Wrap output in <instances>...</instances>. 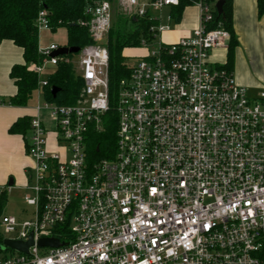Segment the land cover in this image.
<instances>
[{"label":"built area","instance_id":"obj_1","mask_svg":"<svg viewBox=\"0 0 264 264\" xmlns=\"http://www.w3.org/2000/svg\"><path fill=\"white\" fill-rule=\"evenodd\" d=\"M179 1L88 3L77 24L92 43L79 49L82 89L71 105L43 99L46 76L58 63H73L51 56L63 46H40L51 29L46 10L38 12L42 61L28 66L38 79L25 139L28 217H0L2 241L31 237L32 244L26 253L3 247L15 254L0 256V264H264V83L250 95L211 64L229 35L209 29L215 6L207 0L193 4L192 34L166 43ZM113 4L127 19L151 25L139 41L140 61L118 85L114 153L89 165L88 134L102 131L110 109ZM43 239L62 246L40 247Z\"/></svg>","mask_w":264,"mask_h":264},{"label":"trees","instance_id":"obj_2","mask_svg":"<svg viewBox=\"0 0 264 264\" xmlns=\"http://www.w3.org/2000/svg\"><path fill=\"white\" fill-rule=\"evenodd\" d=\"M97 0H0V43L11 42L22 52V64L13 65L9 77L16 87V93L7 99V105L13 107H26L36 93L38 79L30 71V64H40L42 57L37 52L38 33L35 19L41 10L48 13L51 33L63 29L66 32L67 47L83 48L91 44L87 30L77 23L85 19L83 11L85 6ZM102 1V0H100ZM113 1V0H105ZM198 0H180L179 5L170 10L175 24L182 20L186 8L192 7ZM215 5L218 0H207ZM257 17L264 14V0H256ZM151 23L145 19L129 20L117 17L116 24L109 31L107 37V51L109 57V106L110 109L101 117L102 131L91 129L86 142L87 161L89 165L102 159H110L114 153L117 114L114 111L116 94L119 82L129 76L128 65L125 62L124 51L127 49H140L139 41L148 37ZM221 28L229 35L226 49L225 64L220 67L227 72L233 68L234 53L237 39L233 29L232 0H223L222 12H214V22L209 29ZM69 57V55L67 56ZM47 85L42 88L43 99L57 105H71L78 99L82 81L78 79L70 64L61 62L47 76ZM58 89L53 98L51 89ZM30 117L19 118L13 123L8 132L25 136L28 134ZM97 149V151H96ZM7 204V192L0 188V217ZM2 237L0 235V246ZM1 255V249H0Z\"/></svg>","mask_w":264,"mask_h":264},{"label":"crops","instance_id":"obj_3","mask_svg":"<svg viewBox=\"0 0 264 264\" xmlns=\"http://www.w3.org/2000/svg\"><path fill=\"white\" fill-rule=\"evenodd\" d=\"M185 11L181 22L174 23L172 31L163 35L166 43L190 36L198 26L196 7H188ZM232 19L237 47L231 73L238 85L257 93L264 83V14L257 17L256 0H232ZM226 49L227 46L212 51L210 62L213 66L220 68L225 64ZM22 63L18 47L8 41L0 43V188H10V191H24L26 172L32 165L26 154L27 135L8 132L19 118L34 115V107L29 104L26 107L7 105V99L16 93L9 71L13 65Z\"/></svg>","mask_w":264,"mask_h":264},{"label":"rangeland","instance_id":"obj_4","mask_svg":"<svg viewBox=\"0 0 264 264\" xmlns=\"http://www.w3.org/2000/svg\"><path fill=\"white\" fill-rule=\"evenodd\" d=\"M112 3H115L114 0L111 1ZM114 5V4H113ZM214 6V5H213ZM168 8H165L163 10V14L166 15L168 13ZM186 12V11H185ZM114 20L112 23V28L114 27V25L116 24V19L117 17H124L125 19H127L125 16H123L122 14H120L118 12V10L116 9V6L114 5ZM111 28V29H112ZM43 40L39 41L40 46H44L47 45L49 43H55L58 46H65L66 44V34H65V30L61 29L56 31L55 33H47V34H43ZM124 56H125V62L128 66H133L135 65L137 62L140 61V58L142 57L143 51L140 49H136V50H131V49H127L124 51ZM69 59L70 62H72L73 64L70 63V65L72 66V70L76 76V71H77V66H76V61L78 59V54H72L69 55ZM250 95H254V91L252 90L251 92H249ZM36 100H37V93H33L32 99L29 102V107H34L36 104ZM51 130H53V125L50 124L49 127ZM28 134L25 137L26 140H28ZM49 142H51V138L49 139ZM25 193H29V192H25L23 190H11L10 192L7 193V204L5 206V209L3 211L4 215H12L15 216L17 218H26L28 217L26 215L27 212L23 211L24 210V204H23V196L25 195ZM25 212V213H22ZM15 253L12 251H6V252H2L0 256H6V257H10L12 255H14Z\"/></svg>","mask_w":264,"mask_h":264},{"label":"water","instance_id":"obj_5","mask_svg":"<svg viewBox=\"0 0 264 264\" xmlns=\"http://www.w3.org/2000/svg\"><path fill=\"white\" fill-rule=\"evenodd\" d=\"M215 10L217 12V14H221L222 12V6H223V0H218L215 3ZM79 52V48L78 47H67V46H63L58 48L56 51H54L52 53V57H58V56H68V55H72V54H78ZM58 92V89L53 87L51 89V95L54 98L56 96ZM97 151V149H96ZM32 242H31V237H29V241L26 243H21V242H15V241H10V240H3L2 241V246L0 247V249H2L3 247H6L8 249L11 250H15L17 252H21V253H26L27 248L29 246H31ZM38 245L40 247H52V248H57L59 246H62V244H59V242L55 239H43L40 240Z\"/></svg>","mask_w":264,"mask_h":264}]
</instances>
